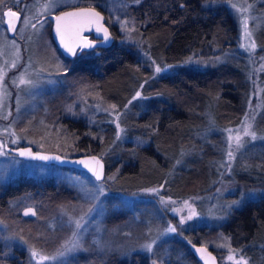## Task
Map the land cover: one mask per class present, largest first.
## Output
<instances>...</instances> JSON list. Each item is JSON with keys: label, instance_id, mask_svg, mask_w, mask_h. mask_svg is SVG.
I'll use <instances>...</instances> for the list:
<instances>
[{"label": "trees", "instance_id": "16d2710c", "mask_svg": "<svg viewBox=\"0 0 264 264\" xmlns=\"http://www.w3.org/2000/svg\"><path fill=\"white\" fill-rule=\"evenodd\" d=\"M225 2L121 0L115 10L103 0H76L55 8V12L80 5L98 8L106 16L113 41L108 46L79 50L76 56L68 57L54 44L50 21L47 18L39 21L42 30L33 36L35 45L46 40L65 62L57 67V82L41 98L49 112L43 125L33 128L36 119L28 124L32 117L28 114L14 129L29 143L34 142L36 134L50 136L55 131L63 143L71 146L70 155L98 154L106 164L102 181L111 177L110 191L131 193L157 185L162 187L163 194L174 198L210 194L220 180L227 178L226 131L246 115L252 88L249 54L247 50L233 48L240 29L238 13ZM112 12L118 15L115 22ZM254 36L260 37L259 44H264V26ZM89 37L93 38L92 33ZM224 54L229 56L212 62L211 59ZM202 59L210 62L200 64ZM154 64L168 68L156 72ZM83 89L89 98L98 97L96 106L81 98ZM137 92L141 94L139 97ZM7 135L6 132L3 141ZM241 160L232 165V181L259 183L255 177L262 178L264 173L259 159L251 158L248 168L242 166ZM35 172L28 175L21 172L9 178L1 190V205L14 207L10 201L17 197L21 206L32 204L38 214L24 217L17 212L25 246L6 241L1 235L0 264H28L27 243L33 242L38 247L42 244L44 250L54 246L56 239L50 245L49 237L41 232L47 227L40 229L36 222L45 215L54 195H63L64 191L74 194L66 184L57 181L60 177L57 173ZM110 195L115 216L122 206H116L120 203L117 195ZM235 198L224 195L226 201ZM242 203L231 207L227 221L221 226L222 233L239 235L237 243L233 236L232 245L239 247L252 264H264V256L261 260L257 258L258 253L264 255V197ZM3 217L0 211V219ZM34 231L39 234L30 235ZM217 232L189 229V240L169 239L170 264H202L191 252L189 243L202 244L204 235ZM163 246L160 244V248ZM210 246L214 251L215 247ZM178 252L181 255L177 257ZM93 257L98 261L96 254ZM151 258L157 255L152 254ZM100 264H150V257L132 251L125 256L120 253L106 256Z\"/></svg>", "mask_w": 264, "mask_h": 264}, {"label": "rangeland", "instance_id": "374dc122", "mask_svg": "<svg viewBox=\"0 0 264 264\" xmlns=\"http://www.w3.org/2000/svg\"><path fill=\"white\" fill-rule=\"evenodd\" d=\"M75 1L58 0V6L55 8ZM103 1L109 8L115 10L118 3L121 2V0ZM46 2L47 0H29L23 3L19 0H2L0 2V20H3V23H0V70L4 72V87L0 88V145H3L4 136L7 132L9 140L7 138L6 142L10 146L29 144L37 149L70 155L71 146L58 138V132L53 131L50 136L36 134L34 142L29 143V141L23 140L19 132L14 129L15 124L21 118L24 116L26 118L29 115L32 117L28 124L36 119L32 123L33 128L37 129L43 125L42 121L49 117V112L41 98L46 89L57 82V67L65 62L61 53L46 40L38 45H35L33 40V36L42 30V24H36V20L48 13L55 12V8L49 11L44 10L43 5ZM225 3L231 6L236 5L234 8L238 13L240 22L239 34L235 39L233 48L242 49L244 52L247 50L252 66V88L248 110L239 124L228 129L233 130L231 133L233 136L236 135V130H240L241 135H243L244 124H251V130L256 132L258 138L252 140L250 137H243L244 146L236 151L230 160L228 157L229 132L226 131L229 168L226 172L227 178L220 180L215 190L211 191L210 194L189 195L182 198L163 194L162 187L157 185L135 190L131 193L110 191L108 185L111 184V177H107L101 182L95 181L85 172L76 173L39 161L20 159L16 155L6 152L3 147L5 154L0 155V194L9 178L21 172L28 175L36 173L35 171L41 172V170L57 173L60 176L56 178L57 181L63 182L74 191V194L64 191L63 195H54L55 198H52L51 203L47 204V209L44 211L45 215L39 217L36 223L40 225V229L43 226L47 227V230L42 229L41 232L46 234L47 238L49 237L50 245L54 239L56 241L54 246L48 250H44L42 244L38 247L33 242L27 243L25 248L28 254V264H96L97 262L100 264L106 256L110 257L119 253L121 256H125L132 251L146 253L150 257V264H153V261L156 264H170L172 252L168 253L169 239L187 241L189 240V229L196 228L205 231L218 230L215 235H204L201 242L206 246L215 247L220 264H237L241 258L247 264H252L250 259L243 255L239 247L232 245L233 236L237 243L240 241L239 235L230 233L229 236H226L222 233L221 226L227 221L231 207L241 205L244 201L246 203L264 197V173L262 178L255 177L256 181H260L255 185L247 182L245 184L237 183L231 179V177L234 178L231 171L232 165L239 159H242L241 164L245 167L249 165V161L253 157L259 159L260 164L264 166V161L262 162V158H264V106L262 105V98H264V44H259L260 37L254 36L263 30L264 23L261 22L264 19V0H226ZM8 8L20 14L15 35L7 33L4 24L3 12ZM112 14V21L115 22L118 15L113 12ZM25 19L29 20L28 24L24 23ZM245 20H247V30L250 33L248 37L245 36L243 24ZM33 24L36 25L35 29L32 27ZM252 41L255 42L254 48L251 47ZM226 55H220L211 60L214 63V60L218 61L229 56ZM199 61L200 64H206L204 61L210 62L209 59ZM13 63H15V67L12 66ZM156 68L157 65L154 64V69L156 70ZM167 68L168 66H164L160 68L161 71L159 72H164ZM21 73H25L26 79L33 81L32 86H17L18 77ZM13 81H17V83H13ZM84 92L85 89H83L81 98L92 103L93 107L96 106L98 97L91 99ZM89 95L91 96V92ZM76 108H80V106H76ZM50 115L55 116L54 114ZM72 117L74 116L72 115ZM114 123L117 126V119H114ZM254 127L257 130H254ZM100 185L104 189L102 195L96 191ZM60 188L62 190L61 186ZM110 192L118 196L116 200L120 203L116 201L115 203H118L116 206H122V210H119L120 213L115 216L112 214L115 208L111 202L113 200L109 199ZM226 194L236 198L226 201L224 199ZM161 197L164 201L171 202L162 203ZM185 201L191 208L185 205ZM234 201L238 203H233ZM12 205L15 206L8 208L6 204H0V211L4 215L0 219V236L2 235L6 241H13L14 244L25 246L24 239L20 236L22 229L19 227L20 221L16 214L17 212L20 213L23 207L32 204L21 206V200L15 197L10 201V206ZM89 209L92 211L90 212ZM192 209L195 210L196 215L191 220L185 219L184 223L181 224V219L186 218ZM36 213L38 214L37 208ZM81 217L84 219L81 228L78 230L75 221ZM169 225L176 227V232L164 233ZM33 234L39 233L37 231L30 233V235ZM152 240H156V243L153 245V252L148 253L143 246ZM71 241H78L79 246L68 251L67 249L72 246ZM160 244L164 246L160 248ZM33 251L37 255L33 256ZM9 253L11 252L9 251ZM60 253H64V255H60ZM94 254L97 255L98 261H96V257H93ZM152 254L157 255V258H151ZM179 255L181 252H178L177 257ZM230 255L233 257L231 260L228 258ZM259 255L258 253L257 258L261 260L264 255ZM41 257H48V259H41Z\"/></svg>", "mask_w": 264, "mask_h": 264}, {"label": "snow or ice", "instance_id": "6c2138e0", "mask_svg": "<svg viewBox=\"0 0 264 264\" xmlns=\"http://www.w3.org/2000/svg\"><path fill=\"white\" fill-rule=\"evenodd\" d=\"M0 2H2V0H0ZM137 2H139V0H137ZM210 2L215 3L216 0H210ZM58 6V0H47V2L43 5V8L45 11H49L52 8H55ZM183 6V5H182ZM233 7H236V5H233ZM4 16L8 17V30L12 31L15 30L16 28V23L15 20L18 19L17 13L14 11H6L3 13ZM68 17H72L76 19V22L79 26V31H83L85 27H89L92 25H95L96 31L98 33L103 32V41L102 43H106L107 41H109L110 39V35L108 32V29L106 27H104V25L101 23V21L103 20V17L101 16L100 12L96 11L95 8H88V9H80L78 12H62L61 15L56 16L55 19L57 21V28H56V32L57 35L60 37V42L63 45V47L65 48V50L71 54L72 56H76L77 55V49L79 48L81 51H83V49H94L96 47L95 42L93 41H89L86 37H79V31H77L75 34L77 37H79V43L76 45H70L68 43L65 42L64 39V31L62 29V24L61 22ZM0 23H3V20H0ZM25 24L29 23L28 19H25L24 21ZM37 23H39V21H37ZM244 24V28H245V36L248 37L250 36V33L247 30V20L243 21ZM32 27L35 29L36 25L33 24ZM243 47V45H241ZM251 47H255V42L252 41L251 42ZM219 59V58H218ZM13 67H15V63H13L12 65ZM156 71L159 72L161 71V69L159 67L156 68ZM3 80H4V72L3 70H0V88L4 87L3 84ZM13 83H17V81H13ZM20 85H25V86H32L33 85V81H31L30 79H26L25 73H21L20 76L18 77V83L17 86ZM141 94L139 92H137L136 96L139 97ZM136 97H134L133 99H135ZM115 107V106H113ZM117 128L119 129V124H117ZM252 126L251 124H244L243 127V135H241L240 130H236V135L233 136L232 133V129H227V131L229 132V136H228V141H229V151H228V157L231 160L234 156V153L236 151H239L245 144V140L243 139V137H250L252 140H256L257 134L255 131H252ZM117 136L119 137V132L117 133ZM13 143H15V141H13ZM233 144L235 145L233 147ZM3 145H0V155H4V151H3ZM21 156H29L33 159H41V160H47V159H61L60 157H48V156H41V155H33L31 152L29 151H21L19 153ZM76 163L78 164H82L85 168H87L96 178L97 181H100L102 179L103 176V172H102V165H100L99 169L96 167V165H99L100 162L96 157H91L90 160H78L76 161ZM96 191L99 194H103L104 193V189L103 186L100 185L96 188ZM155 191V190H152ZM96 198V197H94ZM161 202L162 203H168L171 201H164L163 197H161ZM233 203H238L237 201H234ZM185 205H187L189 208H191L190 205H188V202L185 201ZM89 211L91 212L92 209H89ZM35 215V212H33V210L31 208H28L25 212L24 215ZM196 215V212L194 209H192L190 211V214L186 217V218H182L180 223L183 224L185 219L191 220L193 218V216ZM83 217H81L80 219L75 221L76 224V228L79 230L82 226V221H83ZM176 227L169 225L165 230L164 233H174L176 232ZM74 236L76 235L75 233L73 234ZM71 247L68 248V251L74 250L76 247L79 246L78 241H71ZM156 243V240H152L151 242L145 244L143 246L144 250H146L148 253H152L153 252V245ZM198 252H203V249H197ZM33 256L37 255V253L35 251H33L32 253ZM60 255H64V253H60ZM230 260L233 259V257L230 255L228 257ZM41 259H48V257H41ZM153 264H156L155 261H153ZM237 264H247L246 261H243V259L241 258V261H237Z\"/></svg>", "mask_w": 264, "mask_h": 264}, {"label": "water", "instance_id": "95a60500", "mask_svg": "<svg viewBox=\"0 0 264 264\" xmlns=\"http://www.w3.org/2000/svg\"><path fill=\"white\" fill-rule=\"evenodd\" d=\"M88 8H95L96 11L100 12L101 16L103 17V20L101 21V23L104 25V27H106L108 29L109 35H110V39L109 41H107L106 43H102L103 41V32L98 33L96 31L95 25L89 26V27H85L83 31H79V26L76 22L75 18L72 17H68L65 18L61 24H62V29L64 31V39L65 42L70 44V45H76L79 43V37H86L89 41H93L95 42L96 47H104V46H108L112 41H113V34L109 28V26L106 24V16L105 14L99 10L98 8L94 7V6H90V5H80V6H73V7H68L65 9H61L57 12H52V13H48L45 16H42L40 18H38L36 21H41L44 18H47L50 21V36L54 42V44L58 47V49L60 50V52L68 57H72L71 54H69L65 48L63 47V45L60 42V37L57 35L56 32V28H57V21L55 19L56 16L61 15L62 12H78L80 9H88ZM14 11L12 9H5L4 12L6 11ZM3 12V13H4ZM15 12V11H14ZM17 13V12H16ZM18 19L15 20L16 23V28L15 30H8V17L4 16V24L6 27V31L7 33H9L10 35L15 34V31L17 29V26L19 24L20 21V14L17 13ZM79 31V37L76 36V32ZM90 33H92L93 38H90L89 35ZM80 49H77V52ZM83 50H91V49H83ZM4 145V149L7 152L13 153L15 154L17 157L24 159V160H35V161H39L42 163H46V164H56L59 166H66V167H72L75 169H79L82 170L84 172H86L87 174H89L94 180H96L95 176L87 169L85 168L82 164H78L76 163V161L78 160H90L91 157H96L100 164L96 165V167L99 169L100 165H102V172H103V176L102 179L100 181H102L105 178V173H106V164L103 160L102 157H100L98 154H94V153H90V154H78V155H64L61 154L60 152L57 151H50V150H41V149H36L34 148L32 145L29 144H22V145H17V146H10L6 141H4L3 143ZM29 151L31 152L33 155H41V156H48V157H60L61 159L57 160V159H47V160H41V159H33L29 156H21L19 153L21 151ZM97 181V180H96ZM31 208L33 210V212H35L36 215V209L34 206L32 205H27L25 207H23L21 209V215L24 217H34L35 215H24V212L28 209ZM189 248L191 250V252L193 253V255L202 263V264H218V260H217V256L210 251V248L204 244L201 243H197V242H190L189 243ZM197 249H203V252H198Z\"/></svg>", "mask_w": 264, "mask_h": 264}, {"label": "flooded vegetation", "instance_id": "af4514ba", "mask_svg": "<svg viewBox=\"0 0 264 264\" xmlns=\"http://www.w3.org/2000/svg\"><path fill=\"white\" fill-rule=\"evenodd\" d=\"M210 247H212V246H210ZM210 251L213 252V253L217 256L218 264H220V262H219V256H218V254L216 253L215 248H214V251H215V252L212 251L211 249H210Z\"/></svg>", "mask_w": 264, "mask_h": 264}]
</instances>
